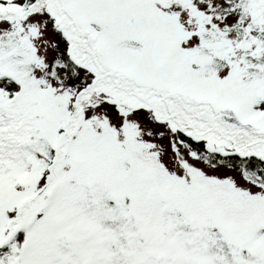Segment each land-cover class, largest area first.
I'll list each match as a JSON object with an SVG mask.
<instances>
[{"label":"snow or ice","instance_id":"6c2138e0","mask_svg":"<svg viewBox=\"0 0 264 264\" xmlns=\"http://www.w3.org/2000/svg\"><path fill=\"white\" fill-rule=\"evenodd\" d=\"M0 264H264V0H0Z\"/></svg>","mask_w":264,"mask_h":264}]
</instances>
